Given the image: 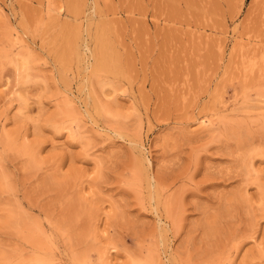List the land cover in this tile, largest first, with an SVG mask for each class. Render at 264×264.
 Returning a JSON list of instances; mask_svg holds the SVG:
<instances>
[{
	"label": "rangeland",
	"instance_id": "rangeland-1",
	"mask_svg": "<svg viewBox=\"0 0 264 264\" xmlns=\"http://www.w3.org/2000/svg\"><path fill=\"white\" fill-rule=\"evenodd\" d=\"M255 44L264 0H0V264H36L38 251L49 264H201L209 242L217 255L238 246L227 264H264V70L246 80L241 60ZM106 55L118 72L97 69ZM137 140L158 177L163 152L181 157L178 174L199 161L191 178L164 180L188 188L175 237L159 235L149 188L134 181ZM248 143L258 150L242 163ZM238 163L243 174H205ZM24 195L55 223L69 203L79 217L39 249L28 236L49 221ZM217 213L219 233L204 238L199 222Z\"/></svg>",
	"mask_w": 264,
	"mask_h": 264
},
{
	"label": "bare ground",
	"instance_id": "bare-ground-1",
	"mask_svg": "<svg viewBox=\"0 0 264 264\" xmlns=\"http://www.w3.org/2000/svg\"><path fill=\"white\" fill-rule=\"evenodd\" d=\"M72 3V2H71ZM75 7V6H74ZM73 7V8H74ZM63 8V7H62ZM60 9V8H59ZM61 10V9H60ZM79 11V10H78ZM62 12H63V10H62ZM77 13V12H76ZM60 14V13H59ZM53 18V17H52ZM51 18V19H52ZM57 19V18H56ZM102 23V22H101ZM98 25H100V24H98ZM72 26V25H71ZM98 28V27H97ZM78 29V28H77ZM68 32V31H67ZM64 33V32H63ZM99 34V33H98ZM97 34V35H98ZM98 36H100V34L98 35ZM98 36H96V38L98 37ZM101 36H102V34H101ZM76 37H78V36H76ZM203 36H201V38H202ZM70 38V37H69ZM69 38L67 37V40H68V42L72 39V38H74V36L72 37V38H70V40H69ZM101 38L102 37H98V40L99 41H102L103 40V38H102V40H101ZM200 38V37H199ZM250 38V37H249ZM18 40V39H17ZM23 40V39H22ZM21 40V41H22ZM20 41V40H19ZM71 41H73V39L71 40ZM98 41V42H99ZM105 41V40H104ZM104 41H102V43L100 44L101 46L100 47H102L103 45L102 44H104ZM199 42H200V40H199ZM252 41L251 40H249L248 41V43L247 42H244V44H242L241 43V45L243 46V48L245 49V44L246 45H249L250 43H251ZM22 43H23V41H22ZM70 43H72V42H69L68 44H70ZM106 43V42H105ZM73 44H74V41H73ZM73 44H70V46L72 47V45ZM23 45V44H22ZM98 45V44H97ZM68 46V45H67ZM74 46L76 47V44H74ZM73 46V47H74ZM77 46H78V44H77ZM104 46H105V44H104ZM240 46V45H239ZM109 47V46H108ZM220 47V46H219ZM102 48H104V47H102ZM101 48V49H102ZM105 48H106V46H105ZM222 48V47H221ZM70 49V48H69ZM74 50H72V51H75L76 49L75 48H73ZM113 49V48H112ZM111 49V50H112ZM243 50V49H242ZM70 51V50H69ZM71 51V52H72ZM77 51L78 50H76V52L75 53H77ZM114 51V50H113ZM104 52V51H103ZM114 53H116V52H114ZM113 53V54H114ZM242 54V56H241V60H242V67L244 66V68L245 69H243V71L244 72H242V74L244 73V75L243 76H245V77H247L246 78V80L248 79V76L250 77V74L249 73H253V72H250V71H253V68H255L254 66L256 65V64H258L259 63V65L261 64V65H263L261 68L264 70V49H263V47L262 46H256V44L255 45H250V47L248 46L247 47V49L246 50H243L242 52H241ZM58 54H60L59 53V50H58ZM61 54H62V52H61ZM96 54V53H95ZM64 55V54H63ZM100 56L99 57H101V54H99ZM95 56V55H94ZM114 55H112L111 57H113ZM61 57H62V55H61ZM99 57H98V59H99ZM104 57V58H103ZM102 58H101V60H99V62H98V64H97V69L99 68V70L100 69H104L105 71L106 70H108L107 72H109V71H113V72H115V71H117L118 72V65H119V63L118 64H116L115 62L117 61V59L115 58V57H113V58H115L114 60H116L115 62L114 61H112V62H110L111 60L109 59V58H111V57H107V55H106V57L105 56H103ZM108 59V60H107ZM64 60V59H63ZM110 60V61H109ZM21 61V60H20ZM26 61V60H25ZM96 61V60H95ZM25 63V62H24ZM97 63V62H96ZM240 64V65H241ZM247 64V65H246ZM24 65H27V63L26 64H24ZM260 65V66H261ZM25 67V66H24ZM241 67V68H242ZM247 67H249V69H247ZM261 69V70H262ZM103 70V71H104ZM257 70V69H256ZM258 70H259V68H258ZM262 70V71H263ZM112 72V73H113ZM262 73V72H261ZM244 77V78H245ZM200 80V79H199ZM202 80V79H201ZM116 82V81H115ZM113 87H116V85H114ZM114 89V88H113ZM118 89V88H117ZM193 89V88H192ZM113 91H116V89H114ZM68 95V94H67ZM98 100V99H97ZM97 100L95 101V103L97 102ZM70 101V100H69ZM101 101V100H100ZM244 102H247V101H244ZM97 108H98V110H100V109H107L105 106H103V105H101V104H99V100H98V102L96 103V104H94ZM246 106H248V105H246ZM262 107V106H261ZM96 108V109H97ZM101 111V110H100ZM204 121V120H203ZM212 123V122H211ZM226 128V127H225ZM227 129V128H226ZM226 129H225V132H226ZM231 129V128H230ZM230 129H228V131L230 130ZM211 130V129H210ZM233 130V129H232ZM115 132H117L118 134H122L121 132H119V131H115ZM230 132H231V130H230ZM227 133H229V132H227ZM231 133H233V132H231ZM194 137H192V139H193ZM211 138V137H210ZM195 139H197V138H195ZM209 140H212V139H209ZM206 144V143H205ZM205 144H202V146L203 145H205ZM208 142H207V146H208ZM205 145V147H207ZM225 145V148L226 149H230L231 148V145H229V144H224ZM223 145V146H224ZM135 146V148L137 149V151H138V156L134 159V173H133V176H134V181L136 182H138V180L140 181L138 184H139V186H141V181H143V182H145L146 183V186L149 188V192H150V200H149V203H150V206H153L154 208H155V210L157 211V214H158V218H159V221L161 222L159 225H158V227H156L157 228V230H158V233H159V235L160 236H162V238H164L166 235H168L169 236V234H167V232L169 233L170 232V234H172V236H177L179 233H181L182 231L181 230H183V222L180 220V218H181V216H182V213H183V211H184V208L182 209V207H183V200H184V197H185V194H186V192H187V190H188V188H177L176 189V191L175 192H173V191H171V192H173V193H171L170 192V190H171V186L169 185V184H167V183H165L164 182V180H165V178H172V180L173 181H176V180H178V179H180V180H182V181H184V180H186L187 178L189 179V178H191L192 176V174H195L197 171H199V169H200V167L198 166L199 165V161L197 160V158L196 157H193V159L191 160V162L189 163V164H187L186 165V169H184L180 174H178V170H176V166L179 164V162H180V160H181V157H178V159H169V160H165V157L167 156V155H170L172 152L171 151H166V152H163V159H162V161H161V163H160V166H161V171H163V174H161L162 176H164V177H158V175H156L155 173H152L151 171H150V165H151V161H152V159H151V157H150V155H147V153L144 151V143L142 142V141H139V140H137V144L136 145H134ZM201 146V145H200ZM223 146H221V147H223ZM236 146H237V148H238V150H239V148H241V146H240V144H237L236 143ZM249 148H251V149H249L248 150V147H247V151L245 150L244 152H245V154L243 155H241V153L239 154V156L241 155L242 156V158H241V156L239 157L238 155H236V151L234 152V150L236 149L235 148V146H232V149L231 150H229V151H232L233 149V151H232V155H236V160H238V158L241 160V162L243 163V162H246L247 161V159H252L253 158V155H254V153H255V151L256 150H258V149H260V151L261 150H263V152H264V144L262 145V149L261 148H258V149H253V147H250V143H248V145H247ZM199 147V146H198ZM234 147V148H233ZM246 148V146L245 145H243V147L242 148ZM261 147V146H260ZM197 148V147H196ZM196 148H194V149H196ZM201 148V147H200ZM203 148V147H202ZM225 148H223V149H225ZM193 150V149H192ZM237 150V151H238ZM194 151V150H193ZM171 152V153H170ZM196 152H197V154H198V150L197 151H195V153L193 154V155H196ZM234 152V153H233ZM174 154V153H173ZM176 155V154H175ZM178 155H179V153H178ZM239 161V160H238ZM243 165V164H242ZM241 165V163H240V165H239V163H238V165H232V166H228V167H226V168H216V169H214V171H206V175H216V174H219V175H221V174H225V175H227V176H234L235 174H239L240 175V173H244L243 172V169H242V166ZM247 169V168H246ZM3 174H2V176L4 175V173L5 172H2ZM183 173V174H182ZM185 174V177H183V175ZM6 175V174H5ZM4 175V176H5ZM8 175V174H7ZM6 177V176H5ZM2 178V177H1ZM4 178V177H3ZM6 179V178H5ZM136 179V180H135ZM48 181V180H47ZM47 183H49V182H47ZM53 183L54 182H51V183H49V184H52L53 185ZM137 185V184H136ZM20 189H18V191H19ZM17 191V192H18ZM25 193V192H24ZM18 195V194H17ZM20 195V194H19ZM26 196L24 195L23 196V198H22V200L20 201V204H22L23 206H27L28 208H30V209H32V210H38L39 211V213L40 214H44L45 215V217L47 218V220L49 221V230H51V232L50 233H48V232H46V230H44L43 228L45 227V229H46V225L44 224V222H40L41 220H38V219H36V220H34V222H35V224H36V233H33V234H30V236H28V237H30V239H33L34 240V242H37V243H35V244H39L38 246H41L39 249H42L43 248V243H39V241H37V240H39L38 238H44V240L45 239H48V240H53V235H57L58 233H60V234H62L64 231H62V223H61V221L62 222H64L63 221V219H66L68 222H71V225H73V222L79 217V215H78V213H77V211H76V209H77V205L75 204V203H69V206L67 207V211L63 214V215H61V217H60V219H57V223H55L53 220H52V213L51 212H49V209H48V207L46 206H44V205H41L42 206V208H43V210H42V208H41V206L39 205V203H36V202H34V201H31V199L30 198H26V200L24 201V198H25ZM20 198V197H19ZM152 198L154 199L153 201H151L152 200ZM21 199V198H20ZM28 199V200H27ZM141 203H144V202H142L141 201ZM145 204V203H144ZM161 204H163L164 206H165V213H163V212H160V205ZM39 208V209H35V208ZM177 210V211H176ZM181 211V212H180ZM115 214V217H114V220L115 219H117V221H120V219L123 217V215H122V212H115L114 213ZM180 214V215H179ZM5 215V214H4ZM222 216H223V214L222 213H217V214H214V215H211V216H209V217H206V219L204 220V221H202V222H199V227L200 228H202V232H203V234H204V238L206 237H208V238H211L212 236H215L217 233H219V228H218V226L220 225V223H221V218H222ZM6 219L9 221V220H13V218L11 217V214H9V215H7L6 216ZM32 220V219H31ZM33 221V220H32ZM116 221V220H115ZM163 222V223H162ZM47 227V228H48ZM238 230V229H237ZM251 230H253V229H251ZM234 231H236V230H234ZM254 232V231H253ZM40 233H41V236H40ZM47 234H49V235H47ZM229 234H230V232H229ZM228 234V235H229ZM224 235H226L225 233H224ZM49 236V237H48ZM52 236V237H51ZM167 237V236H166ZM224 237V236H223ZM225 237H227L226 239L228 240V241H231V240H235V239H237L238 237H237V232H232L230 235H229V237L228 236H225ZM224 237V238H225ZM243 236H240L239 238H242ZM166 239V238H165ZM226 239H223L224 241L226 240ZM36 240V241H35ZM44 240H43V242H44ZM47 240V241H48ZM210 240V239H209ZM222 240V241H223ZM42 241V240H41ZM46 241V240H45ZM49 242V241H48ZM215 243V242H214ZM214 243H211V242H209V245H208V247H207V252H208V255H209V258L208 259H206L205 261H203L201 264H227V263H230L231 262V260H232V258H233V256L235 255V250H236V248L238 247L237 245H235V246H231V247H228L227 245H228V243H227V245L225 246L224 245V250H222L220 253H218V255H217V251L215 252L214 250H212L211 249V246H213L214 245ZM226 243V242H225ZM46 244V243H45ZM221 244V243H220ZM219 244V245H220ZM218 245V246H219ZM222 245V244H221ZM45 247V246H44ZM47 248V247H46ZM233 248H235V250H233ZM49 252V251H48ZM216 253V254H213V253ZM41 251H38V253H37V255H35V260H34V262L36 263V264H49V262H51V261H53L54 262V260H56V258H53V257H49L50 259H48L47 257H44L45 255L42 253ZM44 253H46V252H44ZM58 254V253H57ZM153 254V253H152ZM44 255V256H43ZM53 254H51V256H52ZM159 255H161V254H159ZM158 255V258L156 257V262H157V260L159 261V262H157V264H178L174 259H172V258H170V257H168V261H166V260H163L164 258L163 257H160ZM155 256H157V255H155ZM162 256V255H161ZM56 257V256H55ZM47 258V259H46ZM54 259V260H53ZM72 260H73V262L74 263H76V264H79V261L77 260V258H72ZM57 261H59V259L57 260ZM58 264V263H57ZM59 264H61V262H59ZM151 264V263H150ZM200 264V263H199Z\"/></svg>",
	"mask_w": 264,
	"mask_h": 264
}]
</instances>
